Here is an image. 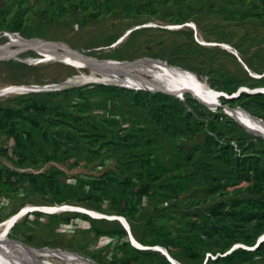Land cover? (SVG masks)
<instances>
[{
    "label": "rangeland",
    "instance_id": "rangeland-1",
    "mask_svg": "<svg viewBox=\"0 0 264 264\" xmlns=\"http://www.w3.org/2000/svg\"><path fill=\"white\" fill-rule=\"evenodd\" d=\"M189 22L196 23L197 30L186 26ZM13 25H17L18 28L11 29ZM198 36L210 42L231 44L239 51L244 62L221 43L203 44ZM24 37H41L53 43H66L77 52L96 57L97 61L117 62L119 65L114 69H93L75 64L68 59L25 65L23 61L0 56V87L5 84L58 83L75 73H95L109 78L108 80L114 84L126 87L170 91L186 102L188 110L194 108L195 114L199 116L200 121L205 122V125L202 131H189L186 135L173 137L164 134L161 124H157L159 131L151 124L148 132L140 139L133 138L122 143L119 141L121 146L117 148V158L114 160L106 155L89 157L90 153L86 148L89 142L81 138L79 147L71 151L72 157L66 162H57L63 170L58 174L63 180L62 192L55 195L51 191L29 193L20 190L7 196L0 193V197L4 199L3 203H0V222L29 203L62 207L76 204L73 207L92 208L93 201L84 198V195L90 191L97 192L93 190L96 188L82 179L113 175L118 180L112 185L120 191L123 188L119 184L120 179L130 178L131 185L135 187L140 186L142 182L148 183L150 193L132 202V204L138 202L136 203L138 212L134 214V223L131 227V230L137 231L147 240L153 237L152 227L156 230L166 228L173 234L180 230L189 233L190 226L186 221L194 218L203 229L212 232V236L209 237L206 234L201 235L200 242L199 238L195 237L198 240L199 251L205 253V256L215 258L217 254L225 255L235 247L245 245L240 240L231 242L232 238L225 234L224 228L214 230L213 226L234 228L236 224H244L252 229L254 222L235 221L228 209H219L218 205L232 202L235 198L248 196L261 198L264 196V190L258 193L249 188L229 193L212 192L214 185L201 173L206 167L201 159L208 154H214L204 153L203 150L205 137L212 131L209 123L212 118H217L220 122L217 126L224 132L222 140L233 143L238 154L251 151L244 149L241 141L250 138L261 142L258 136L264 139L263 134L256 133L257 131H253L245 121L232 114L229 111L230 107H227L230 113L228 114L225 110L228 104L223 106L224 108L221 106L223 103L221 96L229 97L237 94L239 90L233 94L223 90L221 95L218 94L220 103L218 105L219 103L204 101L191 91L178 92L169 87L149 86L142 78H166L168 71L173 69L178 73L194 76L215 92L221 90L208 84L211 74L214 73H218L220 77H229V74H233L245 78L247 83H243L240 88L256 89L250 86L257 83L264 88V77L255 78L251 74V71H256L260 77L264 76V4L260 0H0V45H9L16 51L15 47L22 44ZM59 49L45 48L41 53L27 49L19 55H49L57 52L69 55L64 47ZM76 55L85 58L82 54ZM148 58L160 59L167 64L139 62ZM186 93L197 96L196 98L205 105L189 103ZM23 96L21 94L0 96V104L13 105ZM79 98L76 96L75 100ZM47 99L50 105L57 100L68 106V99L64 95H54ZM240 103L241 100H236L232 107L246 110L253 116L257 126L264 129V123L256 116L263 121L264 118L252 114L239 105ZM93 114L100 120L105 116H111L104 110H94ZM114 116L125 128V132L131 129L133 116L128 120L121 114ZM42 120L44 130L52 138L62 139L61 134L67 126L62 129V126L55 122L54 114L49 111ZM42 133V130H37L36 136L42 139ZM10 144L14 146L12 142ZM180 144L184 146V151L180 150ZM244 145L248 144L244 142ZM191 151L193 159L198 160L197 164L201 171L187 159L186 154ZM42 156L38 154V157ZM146 157L156 158L155 166L158 163L165 166L156 170L157 178L150 176L147 171ZM31 160L30 157L27 163L31 164ZM153 161L155 163L154 159ZM8 162L14 166L12 161ZM55 162L48 166L56 164ZM33 169L27 168L28 171ZM175 183L177 186H174ZM119 194L120 197L123 196L122 193ZM172 195L175 196L169 197ZM56 197H62L70 203L56 204ZM72 211L74 210L64 211L65 213L46 211H42L45 214L38 211L27 213L11 230L10 239L15 245L7 250L33 254L39 260L43 259L38 256L45 250H58L70 256L92 260L95 264H120L121 256H125L126 253L131 256V264H151L152 260L162 258L157 252L160 251L158 248L167 249L162 245L145 244L147 248H140L148 249L147 252L139 251V246L132 239L131 242L126 240L124 224L116 218L118 216L125 218L124 215L101 211L103 214L99 213L100 216H93L82 211L88 216L71 214ZM148 219L150 222H147ZM127 221L129 222L128 219ZM133 236L137 238L134 234ZM137 240L141 242L138 238ZM225 241L230 247L222 249ZM160 252L169 260L162 251ZM191 258L183 257L185 261ZM176 260L184 263L178 258ZM48 261L55 264L52 259Z\"/></svg>",
    "mask_w": 264,
    "mask_h": 264
},
{
    "label": "trees",
    "instance_id": "trees-1",
    "mask_svg": "<svg viewBox=\"0 0 264 264\" xmlns=\"http://www.w3.org/2000/svg\"><path fill=\"white\" fill-rule=\"evenodd\" d=\"M260 2L264 4V0H260ZM17 28V25L11 27L13 30ZM118 59L121 58L118 57ZM220 76L218 73L211 74L208 84L217 90H224L230 94L237 92L243 83H247L245 78L233 74H229V77ZM250 87L258 88L262 85L257 83L251 84ZM21 95L24 96L13 105L0 104V193L6 196L20 190L29 193L51 191L55 195L61 193L63 180L59 178L58 174L63 170L57 162H66L68 158L72 157L71 151L79 147L81 138L87 139L89 142V146L86 147L90 153L89 157L97 158L99 155H106L114 160L117 158L116 150L121 146L119 141L122 143V141L129 142L133 138L140 139L148 132L151 124L155 126L157 131H159L157 124H161L164 134L173 137L186 135L189 131H202L205 125V122L200 121L199 116L195 114L194 108L188 110L185 101L172 93L161 90L150 91L118 84L89 82L64 90L31 92ZM54 95H64L68 99V106L66 103L64 105L57 100L50 105L47 97ZM186 95L189 103L195 102L194 105L198 106L205 105L192 94L186 93ZM76 96L80 98L75 100ZM220 99L223 101L222 107L227 104L233 106L236 100H241L239 105L252 114L264 118V92L262 91L242 90L237 97L221 96ZM94 110H104L111 116H103L104 118L100 120L97 115L93 114ZM48 111L54 114L55 122L60 124L62 129L67 126L61 134L62 139L52 138L44 130L42 118ZM119 114L123 115L125 120L133 116L130 130L125 132V128L119 124V120L114 116ZM224 114L227 115L226 112ZM209 123L212 131L205 137L203 150L204 153L214 152V154H208L201 159L206 164L205 171L201 173L206 180L214 185L211 191L229 193L249 188L257 193L262 192L264 190V139L258 136L262 140L261 142H256L250 138L241 141L240 144L244 146V149L251 151L250 153L238 154L233 143L222 140L224 132L217 126L220 125L219 120L212 118ZM37 130L43 131L42 139L36 136ZM151 134H153L152 131ZM11 142L14 146H11ZM244 142L248 145L245 146ZM184 149V146L182 147L180 144V150L184 151ZM38 154L43 156L38 157ZM192 154V151L188 152L186 154L187 159L193 163L198 171H201L197 164L198 160L193 159ZM30 157L32 158L31 164L27 163ZM8 161H12L14 166ZM54 161L56 164L48 166ZM156 163V158L146 157V169L154 178L158 177L157 169L165 168L160 163L155 166ZM28 167L35 170L28 171ZM82 180L96 188L93 190L97 192L90 191L84 195V198L93 201L92 208L107 213L124 215L129 220L131 227L134 223V214L138 212L136 207L138 202L133 204L132 202L151 191L148 183L145 182L137 187L131 185L130 178L119 180L120 186L123 187L120 191L119 188L112 185L118 180L113 175L93 177L92 179L85 177ZM174 186H177V183ZM173 189L176 190L175 187ZM119 193H122L123 196L120 197ZM66 203H69L66 199L56 197V204ZM218 206L219 209H228L235 221L254 222V225L252 229L244 224H236L234 228L213 226V229L224 228L225 234L232 238L231 242L240 240L247 246H253L254 249L238 246L225 255L217 254L215 258H211L210 255L205 256V253L199 251L198 240L195 237L199 238L200 242L201 235L206 234L209 237L212 236V232L203 229L201 225L197 224V219L194 218L186 221L190 226L191 232L189 233L180 230L177 234H173L166 228L156 230L152 227L151 234L153 237L147 240L137 231L133 229L132 231L143 244L162 245L185 264H264V239L258 243L259 238L264 234V196L261 198L252 196L235 198L232 202H224ZM37 211L42 212V210ZM73 213L88 215L78 210L71 212V214ZM147 222H150L149 219ZM123 228L127 234L126 240L131 242L128 230L124 226ZM97 232L100 233L101 231L97 230ZM229 247L230 245L226 241L222 245V249ZM138 249L145 252L148 250ZM157 252L162 258L152 260L151 264H172L160 251ZM189 256L192 257L191 260L185 261L183 259V257ZM259 259H263V261H259ZM131 260V256L125 253V256H121L119 263L131 264Z\"/></svg>",
    "mask_w": 264,
    "mask_h": 264
},
{
    "label": "bare ground",
    "instance_id": "bare-ground-1",
    "mask_svg": "<svg viewBox=\"0 0 264 264\" xmlns=\"http://www.w3.org/2000/svg\"><path fill=\"white\" fill-rule=\"evenodd\" d=\"M151 25V24H150ZM154 26V24L152 25ZM186 26H190L193 29L197 30V24L194 22H189ZM155 27V26H154ZM182 28V27H181ZM180 29V28H179ZM198 39L203 44H218L221 43L227 50L235 54L236 56L240 57L243 61L241 54L239 51L227 42H210L205 38H201L198 36ZM116 44V43H115ZM61 53V52H60ZM60 53H51L49 55H34V56H26V55H19L15 50H13L9 45H0V56H5L10 59H14L17 61H23L29 63H42L47 61H59L60 59H68L75 64L90 67V68H100V69H114L118 67L117 62H108V61H97V60H88L86 58L82 59L76 54L69 53V55H62ZM16 55V56H14ZM244 62V61H243ZM51 64V63H50ZM85 64V65H84ZM242 64V63H241ZM248 65V64H247ZM245 67V66H244ZM249 67V66H248ZM126 68V67H125ZM122 69V67H121ZM99 70V69H98ZM161 71V70H160ZM251 71V70H250ZM105 72V71H104ZM124 72V71H123ZM106 73V72H105ZM129 73V72H128ZM160 73V72H159ZM251 73L255 77H260L261 75L258 74L256 71H251ZM159 75V74H158ZM165 75V74H164ZM109 78L103 77L99 74H80L75 73L58 83H48V84H40V83H33V84H5L0 87V96H7V95H15V94H26L31 92H44V91H52V90H61L67 89L73 86L85 84L86 81L98 82V83H112V81L108 80ZM137 79V78H136ZM142 81L149 86H161L162 87H169L178 92L182 91H191L199 95L204 101L209 103H219L218 100V93L213 91L208 85L200 82L194 76L186 74V73H178L173 69L168 71V77L166 78H155V79H145L142 78ZM197 97V96H196ZM229 111L240 118L241 120L245 121L253 131H257L258 134L264 135V129L258 127L255 123V120L251 114H249L246 110L242 108H229ZM70 203V202H69ZM78 204V203H77ZM76 205V204H74ZM74 205L68 204L65 207L62 205H50V204H32L29 203L25 205L21 210L16 213L10 215L6 219L0 222V264H51L50 259L54 260L55 264H95L92 260L86 259L84 257L79 256H70L68 253L60 252L58 250H45L41 255L38 257H42V260L37 259V256L33 254H23L19 251L15 250H7L10 246L15 245L14 242L10 239V232L14 226L18 222H20L27 213L31 211L42 210L47 212H64V211H71V210H78V211H85L87 213L94 215H99L102 213L91 207H73ZM65 213V212H64ZM84 213V212H83ZM107 213V212H106ZM103 214V213H102ZM100 216V215H99ZM107 216V215H106ZM105 217V215H104ZM117 220L119 219L128 230H131V226L126 218L118 216L116 217ZM103 219V218H102ZM116 220V219H114ZM132 232V230H131ZM130 234V232H129ZM132 241L139 246V248H147L148 246L142 244L135 239L132 235H130ZM136 246V247H137ZM160 247V246H158ZM162 251L172 263L175 264H184L178 260H176L173 255L166 250L165 248H158ZM45 260L46 262H43Z\"/></svg>",
    "mask_w": 264,
    "mask_h": 264
},
{
    "label": "water",
    "instance_id": "water-1",
    "mask_svg": "<svg viewBox=\"0 0 264 264\" xmlns=\"http://www.w3.org/2000/svg\"><path fill=\"white\" fill-rule=\"evenodd\" d=\"M12 34H14V33H11V35ZM22 44H20V45H18L17 47H15V49H16V52L19 54L20 52H22V51H25V50H27V49H32V50H34V51H36L37 53H41L42 51H43V49H45V48H52V49H56V50H60L59 49V47H64L65 48V50H66V52H69V53H73V54H78V55H80V54H82L86 59H88V60H98L96 57H91V56H87L86 54H83V53H80V52H77V51H75L74 49H72L70 46H68L66 43H62V42H59V43H53V42H50V41H48V40H46V39H44V38H41V37H33V38H27V37H24V39H23V42H21ZM14 56H16V55H14ZM2 58H5V56H3ZM240 58V57H239ZM241 60V59H240ZM242 61V60H241ZM138 62V61H137ZM139 62H144V63H147V64H151V63H153V62H163V63H165V64H167V62H165V61H163V60H160V59H156V58H148V59H144V60H140ZM243 62V61H242ZM85 65V64H84ZM248 68V67H247ZM248 70H249V68H248ZM187 71V70H186ZM252 74V73H251ZM253 75V74H252ZM254 76V75H253ZM89 82H92V81H86V83H89ZM101 83H103V82H101ZM133 88V87H132ZM250 89V88H249ZM242 90H244V88L242 87V88H240L239 89V91H238V93L237 94H233L232 96H229V98H233V97H237V96H239L240 95V93H241V91ZM253 90H256V91H262V92H264V88L263 87H259V88H256V89H252V90H247V91H249V92H253ZM153 91V90H152ZM162 91H165L164 89H162ZM165 92H169V93H171L170 91H165ZM218 94H222V91H220V92H217ZM180 97H182V96H180ZM218 105H220V103L218 104ZM217 105V106H218ZM227 107H230V108H232V109H235V107H232V106H226L225 107V110H226V112L228 113V108ZM228 114H230V113H228ZM256 118H258L260 121H262L263 123H264V121L263 120H261V118H259V117H257L256 116ZM262 136H264V135H262ZM126 218V217H125ZM129 232H130V235H132V232H131V230L129 229ZM264 239V235L263 236H261L260 238H259V240H258V243L259 242H261L262 240ZM258 243H257V245H258ZM26 245H28V246H32V245H29V244H27V243H25ZM155 246H157V245H155ZM243 246H245V247H247V248H249L247 245H243ZM250 249H254V247H251ZM167 250V249H166ZM173 264H175V263H173Z\"/></svg>",
    "mask_w": 264,
    "mask_h": 264
},
{
    "label": "built area",
    "instance_id": "built-area-1",
    "mask_svg": "<svg viewBox=\"0 0 264 264\" xmlns=\"http://www.w3.org/2000/svg\"><path fill=\"white\" fill-rule=\"evenodd\" d=\"M244 90H252V89H249V88H246V87H243ZM259 88V87H258ZM4 199H2V197H0V203L2 202L3 203Z\"/></svg>",
    "mask_w": 264,
    "mask_h": 264
}]
</instances>
